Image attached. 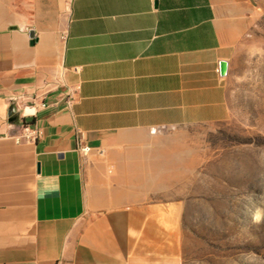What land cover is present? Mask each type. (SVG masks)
<instances>
[{
	"label": "crops",
	"instance_id": "obj_1",
	"mask_svg": "<svg viewBox=\"0 0 264 264\" xmlns=\"http://www.w3.org/2000/svg\"><path fill=\"white\" fill-rule=\"evenodd\" d=\"M242 5L0 0V264L131 263L133 213L114 203L136 194L120 184L147 181L170 129L228 119ZM17 96L36 99L37 142L16 143Z\"/></svg>",
	"mask_w": 264,
	"mask_h": 264
},
{
	"label": "rangeland",
	"instance_id": "obj_2",
	"mask_svg": "<svg viewBox=\"0 0 264 264\" xmlns=\"http://www.w3.org/2000/svg\"><path fill=\"white\" fill-rule=\"evenodd\" d=\"M242 31L228 119L170 129L147 181L120 184L136 194L114 203L133 213L130 264H264V0H243Z\"/></svg>",
	"mask_w": 264,
	"mask_h": 264
},
{
	"label": "built area",
	"instance_id": "obj_3",
	"mask_svg": "<svg viewBox=\"0 0 264 264\" xmlns=\"http://www.w3.org/2000/svg\"><path fill=\"white\" fill-rule=\"evenodd\" d=\"M156 0H152L155 2ZM36 99L31 105H27L24 103V98L17 96L12 98V102L14 105V114L16 119L21 120V132L18 136H16V143H34L37 142L41 135V129L32 121L31 117L34 115V110L36 108ZM46 103L42 102L41 107L45 108ZM28 110V113H25V110ZM79 151L83 155H87L89 152V148L83 144V142L79 141Z\"/></svg>",
	"mask_w": 264,
	"mask_h": 264
},
{
	"label": "water",
	"instance_id": "obj_4",
	"mask_svg": "<svg viewBox=\"0 0 264 264\" xmlns=\"http://www.w3.org/2000/svg\"><path fill=\"white\" fill-rule=\"evenodd\" d=\"M229 70V63L227 61H222L220 63V74L226 76Z\"/></svg>",
	"mask_w": 264,
	"mask_h": 264
}]
</instances>
